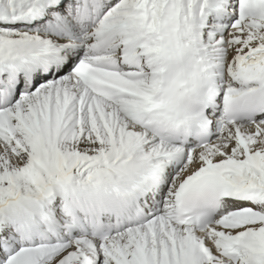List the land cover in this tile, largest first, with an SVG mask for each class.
Here are the masks:
<instances>
[{
	"label": "snow or ice",
	"instance_id": "1",
	"mask_svg": "<svg viewBox=\"0 0 264 264\" xmlns=\"http://www.w3.org/2000/svg\"><path fill=\"white\" fill-rule=\"evenodd\" d=\"M0 264H264V0H0Z\"/></svg>",
	"mask_w": 264,
	"mask_h": 264
}]
</instances>
